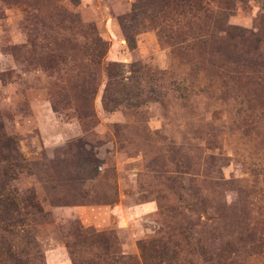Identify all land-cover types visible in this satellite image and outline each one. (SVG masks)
<instances>
[{
	"label": "rangeland",
	"instance_id": "1",
	"mask_svg": "<svg viewBox=\"0 0 264 264\" xmlns=\"http://www.w3.org/2000/svg\"><path fill=\"white\" fill-rule=\"evenodd\" d=\"M106 253L264 264V0H0V260Z\"/></svg>",
	"mask_w": 264,
	"mask_h": 264
},
{
	"label": "trees",
	"instance_id": "2",
	"mask_svg": "<svg viewBox=\"0 0 264 264\" xmlns=\"http://www.w3.org/2000/svg\"><path fill=\"white\" fill-rule=\"evenodd\" d=\"M127 36V39H128V42L130 43V45L131 46H134V39L130 36V35H126ZM97 44H100V43H97ZM118 64H112V65H110L109 67H108V72H109V74H110V76L113 78L115 75H114V71H113V67L114 66H117ZM108 105V103L106 102V106ZM141 247H143V246H141ZM106 257V259L107 260H112V261H120V260H125V259H128L127 261H125L126 263H124V264H138V262H136V261H134L135 259H133V256H128V255H126V254H120V255H109L108 253H106V255H105ZM30 259H32V258H24V259H22L21 261H20V264H31V261H30ZM167 260H169V259H167ZM22 261H23V263H22ZM205 262H207V261H205ZM0 264H3V261L2 260H0ZM215 264H225V263H223L222 261H218V262H216Z\"/></svg>",
	"mask_w": 264,
	"mask_h": 264
}]
</instances>
